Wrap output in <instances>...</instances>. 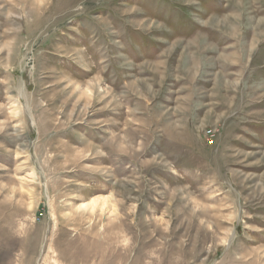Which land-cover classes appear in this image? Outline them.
<instances>
[{"label":"rangeland","instance_id":"obj_1","mask_svg":"<svg viewBox=\"0 0 264 264\" xmlns=\"http://www.w3.org/2000/svg\"><path fill=\"white\" fill-rule=\"evenodd\" d=\"M0 264H264V0H0Z\"/></svg>","mask_w":264,"mask_h":264},{"label":"bare ground","instance_id":"obj_2","mask_svg":"<svg viewBox=\"0 0 264 264\" xmlns=\"http://www.w3.org/2000/svg\"><path fill=\"white\" fill-rule=\"evenodd\" d=\"M238 90V89H237ZM98 201V200H97ZM97 201H93L91 202V204H89L88 208L91 210V211H94V209L97 207L98 205V202ZM102 202V201H100ZM106 202V201H105ZM105 202L103 201L102 202V205L104 206ZM53 217V216H52Z\"/></svg>","mask_w":264,"mask_h":264}]
</instances>
